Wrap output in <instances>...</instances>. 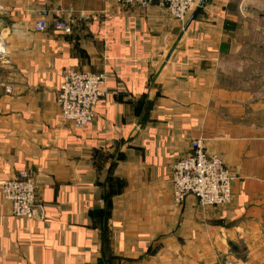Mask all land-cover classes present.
Listing matches in <instances>:
<instances>
[{"label": "crops", "instance_id": "0c3cea01", "mask_svg": "<svg viewBox=\"0 0 264 264\" xmlns=\"http://www.w3.org/2000/svg\"><path fill=\"white\" fill-rule=\"evenodd\" d=\"M241 1L181 21L156 2L0 0V170L31 174L37 202L15 218L0 193V264H264V111L243 112L222 75ZM69 68L104 73L111 91L84 128L61 121ZM197 137L236 176L225 206L173 201L171 166Z\"/></svg>", "mask_w": 264, "mask_h": 264}, {"label": "built area", "instance_id": "2783aa9c", "mask_svg": "<svg viewBox=\"0 0 264 264\" xmlns=\"http://www.w3.org/2000/svg\"><path fill=\"white\" fill-rule=\"evenodd\" d=\"M199 0H115L119 6L146 9L153 3L167 11L170 17L183 21L198 5ZM52 27L64 34L72 30V21L52 16ZM48 21L40 17L34 21L35 31H44ZM5 54V43L0 35V59ZM104 73L69 68L62 76L56 92L61 121L75 128L91 124L95 109L111 94L105 84ZM235 174L224 164L218 153H209L201 137L190 141V151L175 160L171 166L170 182L173 201L182 204L188 195L194 196L201 207H220L231 202ZM0 193L11 206L15 218L30 219L37 208L36 185L33 177L21 169L12 176H2Z\"/></svg>", "mask_w": 264, "mask_h": 264}, {"label": "rangeland", "instance_id": "374dc122", "mask_svg": "<svg viewBox=\"0 0 264 264\" xmlns=\"http://www.w3.org/2000/svg\"><path fill=\"white\" fill-rule=\"evenodd\" d=\"M254 8L253 15H245L244 19L230 25L235 45L224 57L222 74L225 80L239 84L243 94H247L245 101L238 104L243 112L264 111V4ZM260 121L263 124L264 118Z\"/></svg>", "mask_w": 264, "mask_h": 264}, {"label": "water", "instance_id": "95a60500", "mask_svg": "<svg viewBox=\"0 0 264 264\" xmlns=\"http://www.w3.org/2000/svg\"><path fill=\"white\" fill-rule=\"evenodd\" d=\"M204 1L205 0H199L197 7L203 5ZM248 3H249L248 0H242L241 1L240 11L242 12L243 15H248V14L249 15H253V13H254L253 11L255 10V8L254 7H249ZM194 12H195V10H194Z\"/></svg>", "mask_w": 264, "mask_h": 264}, {"label": "trees", "instance_id": "16d2710c", "mask_svg": "<svg viewBox=\"0 0 264 264\" xmlns=\"http://www.w3.org/2000/svg\"><path fill=\"white\" fill-rule=\"evenodd\" d=\"M193 15H194V14H193ZM192 17H193V16H192ZM72 31H73V28H72L71 32H72ZM71 32H70V33H71ZM70 33H69V34H70Z\"/></svg>", "mask_w": 264, "mask_h": 264}]
</instances>
